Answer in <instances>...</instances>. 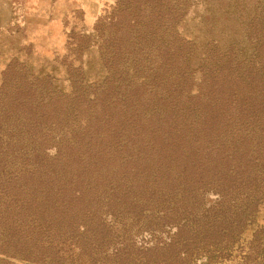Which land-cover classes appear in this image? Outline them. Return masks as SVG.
<instances>
[{"label":"trees","instance_id":"trees-1","mask_svg":"<svg viewBox=\"0 0 264 264\" xmlns=\"http://www.w3.org/2000/svg\"><path fill=\"white\" fill-rule=\"evenodd\" d=\"M183 1L200 7L186 34ZM121 12L89 85L81 63L68 90L16 59L2 71L4 259L212 264L264 203V0ZM142 234L153 243L141 250Z\"/></svg>","mask_w":264,"mask_h":264},{"label":"rangeland","instance_id":"rangeland-1","mask_svg":"<svg viewBox=\"0 0 264 264\" xmlns=\"http://www.w3.org/2000/svg\"><path fill=\"white\" fill-rule=\"evenodd\" d=\"M136 1L0 0V85L2 71L13 59L24 63L34 76L50 77L57 90L69 89L68 80L79 76L77 69L81 63L84 80L89 85L101 75L97 62L101 35L107 32L113 15L124 16L121 10L127 13ZM193 10L186 1L182 2L178 27L183 34L193 30ZM194 11L199 12L200 7ZM48 152L53 155V149ZM263 242L264 203L245 222L239 240L229 249H224L226 241L220 243L222 251L213 253L210 259L213 258L212 264H264ZM152 243L153 238L147 234L135 240L141 250ZM249 251L252 256L245 259ZM201 262L199 259L195 263ZM0 264L25 263L0 257Z\"/></svg>","mask_w":264,"mask_h":264}]
</instances>
